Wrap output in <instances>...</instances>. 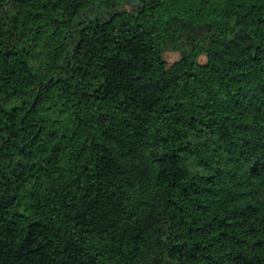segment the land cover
Instances as JSON below:
<instances>
[{"label": "trees", "instance_id": "trees-1", "mask_svg": "<svg viewBox=\"0 0 264 264\" xmlns=\"http://www.w3.org/2000/svg\"><path fill=\"white\" fill-rule=\"evenodd\" d=\"M129 2L0 0V264H264V0Z\"/></svg>", "mask_w": 264, "mask_h": 264}, {"label": "rangeland", "instance_id": "rangeland-1", "mask_svg": "<svg viewBox=\"0 0 264 264\" xmlns=\"http://www.w3.org/2000/svg\"><path fill=\"white\" fill-rule=\"evenodd\" d=\"M124 8L128 11H133L136 6L126 4ZM205 60L204 56L199 57L197 60H193L191 58L181 57V55L176 52H167L164 54V61L152 67L148 74V79L156 80L160 77L171 75L181 63H191L196 71H200L203 69Z\"/></svg>", "mask_w": 264, "mask_h": 264}, {"label": "water", "instance_id": "water-1", "mask_svg": "<svg viewBox=\"0 0 264 264\" xmlns=\"http://www.w3.org/2000/svg\"><path fill=\"white\" fill-rule=\"evenodd\" d=\"M139 3H140V0H130L129 2L131 6H136V7L139 5Z\"/></svg>", "mask_w": 264, "mask_h": 264}]
</instances>
